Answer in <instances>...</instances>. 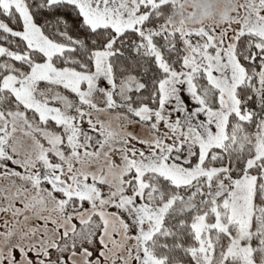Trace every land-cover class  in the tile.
<instances>
[{
	"label": "snow or ice",
	"instance_id": "obj_1",
	"mask_svg": "<svg viewBox=\"0 0 264 264\" xmlns=\"http://www.w3.org/2000/svg\"><path fill=\"white\" fill-rule=\"evenodd\" d=\"M0 264H264V0H0Z\"/></svg>",
	"mask_w": 264,
	"mask_h": 264
}]
</instances>
